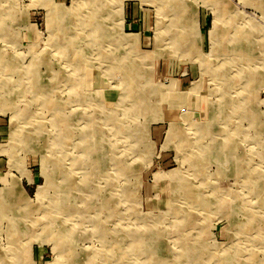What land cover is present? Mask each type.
Returning a JSON list of instances; mask_svg holds the SVG:
<instances>
[{"label": "rangeland", "instance_id": "rangeland-1", "mask_svg": "<svg viewBox=\"0 0 264 264\" xmlns=\"http://www.w3.org/2000/svg\"><path fill=\"white\" fill-rule=\"evenodd\" d=\"M0 264H264V0H0Z\"/></svg>", "mask_w": 264, "mask_h": 264}, {"label": "bare ground", "instance_id": "bare-ground-1", "mask_svg": "<svg viewBox=\"0 0 264 264\" xmlns=\"http://www.w3.org/2000/svg\"><path fill=\"white\" fill-rule=\"evenodd\" d=\"M68 14V13H67ZM99 20V19H98ZM98 28V27H97ZM99 32V31H98ZM108 36V35H107ZM80 37V36H79ZM100 39V38H99ZM133 39V38H132ZM130 63H132V62H130ZM133 66V65H132ZM132 68V67H131ZM137 71V70H136ZM143 75V74H142ZM118 80V79H117ZM189 88V87H188ZM192 89V88H191ZM203 89V88H202ZM187 92V91H186ZM200 101V100H199ZM192 111H193V109H192ZM195 111V110H194ZM199 112V111H198ZM25 113V112H24ZM180 114V113H179ZM221 142H223V141H221ZM231 142V141H230ZM223 144V143H222ZM230 145V144H229ZM228 147V146H227ZM229 149V148H228ZM95 150V149H94ZM99 158V157H98ZM102 159V158H101ZM100 161V160H99ZM237 162V161H236ZM172 181V180H171ZM180 181V180H179ZM259 185V184H258ZM261 187V186H260ZM262 188V187H261ZM260 188V189H261ZM187 195V194H186ZM197 195V194H196ZM101 196V195H100ZM189 196V195H188ZM180 197V196H179ZM190 197V196H189ZM199 197V196H198ZM61 203H63V202H61ZM60 204V203H59ZM180 205V204H179ZM169 206V205H168ZM68 211V210H67ZM150 236V235H149ZM155 249V248H154ZM230 259V258H229Z\"/></svg>", "mask_w": 264, "mask_h": 264}]
</instances>
